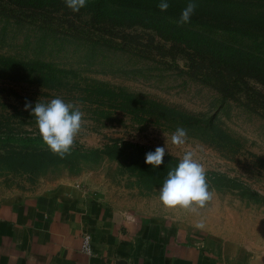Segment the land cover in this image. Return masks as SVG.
<instances>
[{
  "label": "rangeland",
  "instance_id": "rangeland-1",
  "mask_svg": "<svg viewBox=\"0 0 264 264\" xmlns=\"http://www.w3.org/2000/svg\"><path fill=\"white\" fill-rule=\"evenodd\" d=\"M161 20L120 25L135 36L127 45L136 47L120 49L0 14V65L22 71L48 65L67 81L58 90L27 73L11 76L0 70V149L19 145L9 138L12 133L38 128L31 109H24L26 101L54 98L83 113L74 143L99 149L74 162L31 170L13 169L17 156L0 157V198L69 181L125 211L203 222L222 238L264 244V84L230 71H225L227 79L217 80L211 70L190 66L187 54L177 45L170 47L168 38L192 41L199 34L217 50L242 48L264 56V37ZM180 127L187 137L176 145L172 134ZM115 145L127 152L136 145L161 146L179 160L186 151L194 152L212 199L195 213L166 208L160 188L178 164L165 160L153 169L142 160L125 161Z\"/></svg>",
  "mask_w": 264,
  "mask_h": 264
},
{
  "label": "crops",
  "instance_id": "crops-1",
  "mask_svg": "<svg viewBox=\"0 0 264 264\" xmlns=\"http://www.w3.org/2000/svg\"><path fill=\"white\" fill-rule=\"evenodd\" d=\"M85 233L92 253L82 247ZM257 244L119 209L69 181L0 198V264H264Z\"/></svg>",
  "mask_w": 264,
  "mask_h": 264
},
{
  "label": "trees",
  "instance_id": "trees-1",
  "mask_svg": "<svg viewBox=\"0 0 264 264\" xmlns=\"http://www.w3.org/2000/svg\"><path fill=\"white\" fill-rule=\"evenodd\" d=\"M189 2L196 3L197 8L188 24L264 37V0H167L170 6L166 12H161L157 6L161 0H87V6L79 13H73L67 8L64 0H0V14L39 27L55 28L94 43L134 49V44L127 45L132 42L130 40L135 37L134 34L126 32L125 27L120 25L154 24L152 20L159 23L161 19L178 21ZM198 35L192 41L190 37H168L173 40L170 47L177 45L178 49L187 54L190 66L211 70L217 80L227 79L225 71H230L237 72L238 76L247 74L264 84L262 54L242 48H234L235 52L217 50L215 43ZM7 61V58H2L1 62ZM0 70L11 76L17 72L22 75L27 73V78L58 90L67 83L63 76L57 75L48 65L43 68L32 67L28 71H22L11 64L8 67L0 65ZM242 80L246 81L244 78ZM222 88L228 90L226 85ZM35 105L32 104L33 108ZM9 138L16 139L19 145L0 149V157L17 156L18 163L11 165L13 169H41L53 163L74 162L83 153L99 150L74 143L71 153L60 158L43 142L37 127L25 133H12ZM115 146L118 156L124 157L125 161L128 158L145 161L146 153L155 151L144 145H136V148L128 152L120 145ZM100 150L107 153L108 149ZM165 160L174 161L176 164L180 161L169 153L165 154Z\"/></svg>",
  "mask_w": 264,
  "mask_h": 264
},
{
  "label": "clouds",
  "instance_id": "clouds-1",
  "mask_svg": "<svg viewBox=\"0 0 264 264\" xmlns=\"http://www.w3.org/2000/svg\"><path fill=\"white\" fill-rule=\"evenodd\" d=\"M65 5L73 13H79L87 6V0H64ZM158 8L166 12L169 8L167 0H161ZM197 4L189 2L182 10L178 24L183 25L191 21ZM24 109H31L36 118L39 134L50 151L64 158L71 153L76 136L82 129L83 113L72 103L65 102L62 98H54L47 103L37 102L32 107L26 101ZM187 137L186 129L180 127L172 134V143L183 145ZM165 147L158 146L155 151L146 153L145 163L158 169L164 163ZM192 151H186L180 159L178 166L170 170L164 180L159 194V200L168 209H183L192 213L203 208L211 199L212 192L206 181V172L202 164L194 158ZM198 229L204 228L203 222L194 225Z\"/></svg>",
  "mask_w": 264,
  "mask_h": 264
},
{
  "label": "built area",
  "instance_id": "built-area-1",
  "mask_svg": "<svg viewBox=\"0 0 264 264\" xmlns=\"http://www.w3.org/2000/svg\"><path fill=\"white\" fill-rule=\"evenodd\" d=\"M82 247L88 253H92L93 252V248H92V236H91L90 233H85L84 234Z\"/></svg>",
  "mask_w": 264,
  "mask_h": 264
}]
</instances>
